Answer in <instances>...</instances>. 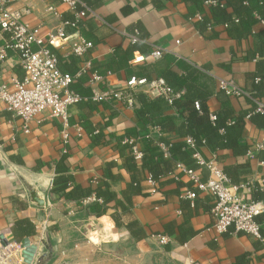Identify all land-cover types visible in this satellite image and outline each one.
<instances>
[{
	"label": "crops",
	"instance_id": "0c3cea01",
	"mask_svg": "<svg viewBox=\"0 0 264 264\" xmlns=\"http://www.w3.org/2000/svg\"><path fill=\"white\" fill-rule=\"evenodd\" d=\"M99 1L92 9L93 15L79 20L81 25H78L75 32L84 39L96 42L86 57L103 60L115 48L126 47L129 40L128 25L139 22L147 35L146 43L152 49H162L164 53L200 67L214 77L216 89L219 88V79L230 78L243 87L244 73L254 70V61L248 60L233 62L230 72L218 65L229 60L231 49H245L251 45L252 39L236 43L222 33L218 39L204 40L192 22L185 17V5L179 0H160L162 5L159 6H155L150 0ZM126 5L132 10L124 14L122 8ZM12 6L26 9L24 21L39 26L40 34L44 38L57 34L62 19H73V13L59 0H17ZM48 6H53L57 14L49 12ZM261 28L259 25L255 30ZM64 31L68 35L74 34L69 27H65ZM3 38H7L6 35ZM3 38L0 39V47L4 44ZM33 48L36 46L33 45ZM58 53L63 56L70 54L69 43L59 46ZM134 55L142 56L137 51ZM134 63L129 61L130 69L137 73L140 69ZM80 67L88 69L89 60L83 61ZM22 76L18 55L6 50L0 58V82L11 78L20 79ZM127 78L123 71L120 76L108 74L104 78L106 89L122 90L126 86ZM90 87L100 89L97 83ZM136 90L143 91L151 98L157 97L156 90L148 84L139 85ZM230 101L236 111L249 107L248 99L244 95L230 96ZM218 106L219 103L213 95L208 100V107L215 111ZM114 107L117 114L105 132L121 134L126 128L134 125L133 106L116 103ZM169 112L174 113V110ZM91 113L94 123H102L110 110L99 105L98 110ZM79 115L80 110L75 105L69 108L68 117L74 123L67 121L64 124L59 118L35 117L24 126L23 121L12 115L0 102V231L11 228L17 218H28L35 224V230L45 222L49 231L56 235L57 228L65 218L84 212L89 219L106 220L108 230L105 231L106 241L103 242L111 248L109 264H232L236 257L244 253L247 255L248 264H264V247L256 249L254 245L258 238L241 232L233 233L232 229L223 234H216L212 230V196L199 193L194 207L184 196V192L164 194L175 189V183L164 186L163 192H150L151 183L143 182L142 192L133 195L127 211L119 214L120 226H116L110 217V213L114 211V201L107 204L106 214L95 216L88 214L86 210V206L95 200L93 194L77 202L50 193L55 175L53 166L60 150L62 151L64 136L67 138L64 146L68 152V175L71 185L94 186L98 181L105 180L110 185L109 189L122 199L121 192L130 180V175L123 168L122 159L110 144H90L87 132L77 124ZM148 133L152 137L160 136L156 128L149 129ZM262 138L264 128H257L250 121H246L242 141L254 146ZM223 153L225 152L220 151L217 154ZM256 153L254 150L253 157L247 155L252 170L247 179L252 180L253 184H261V188H264V152L261 153V159L255 156ZM198 154L205 160H216V153L207 147H201ZM111 160L115 165L105 169V163ZM235 161L234 157H228L222 164ZM198 173L201 178H207L205 169ZM110 176L113 178L110 179ZM182 180L187 181V176ZM183 189L185 190V187H182V191ZM145 192L147 194H143ZM35 195L44 200L43 206L34 202ZM9 196L19 197L26 203V207L14 208L8 199ZM134 221L142 229V235L137 239L126 227V224ZM157 235H166L169 240L160 244ZM124 241L127 242L128 250L120 256L117 249L120 242Z\"/></svg>",
	"mask_w": 264,
	"mask_h": 264
},
{
	"label": "trees",
	"instance_id": "16d2710c",
	"mask_svg": "<svg viewBox=\"0 0 264 264\" xmlns=\"http://www.w3.org/2000/svg\"><path fill=\"white\" fill-rule=\"evenodd\" d=\"M83 1L91 10L100 2L99 0ZM179 1L185 5V17L192 22L193 27L204 40L218 39L222 33L236 43L252 39L251 45L247 48L238 51L231 49L229 60L218 63L225 71L230 72L231 64L235 61H254V70L244 73L245 85L240 87L235 83L248 99V108L236 111L231 104L230 96L222 89H216L214 77L205 73L200 67L164 52L157 59L151 58L150 53L153 49L146 43L147 35L139 22L127 27L128 35H136L138 39L133 43L128 40L126 47L115 48L103 60L85 56L95 46L96 42L93 40L85 39L90 41L92 46L82 55L70 53L63 56L58 53V47H50L56 54L58 69L72 76L69 89L81 97L76 104L80 110L77 124L87 132L92 146L110 144L118 152L124 170L130 175V180L121 192L122 199L109 189L110 185L105 180L98 181L94 186L92 184L71 185L68 175V152L60 150L59 157L53 166L55 175L50 193L77 202L93 194L95 200L86 206V210L88 214L92 213L95 216L106 214L107 204L114 201V211L110 213V217L116 226L121 224L119 214L127 211L131 197L142 192V184L149 178L155 183V192H163L162 188L170 183H175L176 187L166 191L164 193L166 195L181 194L188 189L193 190L195 197L192 200L186 198L195 207L198 194L202 192L188 177L187 181L182 180L186 175L176 165L180 163L195 172H202L205 168L199 165L194 157V153L199 152L201 147H207L216 153L218 164H222L228 157L235 158L234 163L220 165L233 184L246 180L252 172L247 153L255 149L252 144L242 140L246 121H250L257 128H264V113L256 111V102L264 103V0ZM150 2L155 6L162 5L160 0H150ZM131 10L129 5L122 8L124 14ZM78 25H81V21ZM259 25L262 28L255 30ZM135 51L142 55L141 60L133 62L140 69L137 73L131 71L129 64ZM85 60H89L90 67L82 70L80 64ZM122 71L126 77L133 75L145 78L147 81L161 78L172 89L174 95L169 103L162 96L151 98L143 91H132L134 125L126 128L121 134H115L105 132V129L111 125L117 110L110 102L92 99L93 91L89 80L91 73L105 78L108 74L120 76ZM99 87L106 89L105 83H100ZM213 95L219 103L215 111H211L208 107V100ZM195 102L198 108L195 107ZM99 105L108 108L110 113L104 117L102 123H94L91 112L98 110ZM171 109L174 113L169 112ZM68 123H74V121L68 119ZM152 128L158 129L160 136L152 137L148 133ZM173 133L175 135H172ZM186 137L193 139L194 148L187 145ZM125 138L132 139L133 143L138 144L141 152L139 159L134 157L131 144L124 142ZM161 143L167 147V155L159 147ZM220 151L225 153L217 154ZM263 152L264 149H261L255 156L261 159ZM114 165L115 162L111 160L106 162L104 167L110 169ZM112 178L110 176V179ZM199 179L206 180L200 175ZM182 187H185V190L182 191ZM250 198L252 201L264 203V190H261V184H253ZM8 199L14 208L26 207V203L17 196H9ZM254 219L259 224L261 236V241L256 239L254 245L256 249L263 248L264 211L256 215ZM126 227L131 230V234L136 239L142 235V229L136 221L126 224ZM35 233V224L28 218H17L11 226V238L17 242ZM246 256V253L241 254L232 264H248Z\"/></svg>",
	"mask_w": 264,
	"mask_h": 264
},
{
	"label": "built area",
	"instance_id": "2783aa9c",
	"mask_svg": "<svg viewBox=\"0 0 264 264\" xmlns=\"http://www.w3.org/2000/svg\"><path fill=\"white\" fill-rule=\"evenodd\" d=\"M16 1L0 0V39L4 35L7 37L3 38L4 44L0 47V58L6 50L16 53L23 76L21 79L11 78L0 82V102L5 105V108L12 115L19 117L24 126L35 117L59 118L66 124L69 117V108L75 106L81 100V97L69 89L72 76L58 69L56 54L50 47L57 48L69 43L71 53L82 55L92 46V43L75 32L79 20L88 15H93V11L83 0H59L73 13V19H62L57 34L44 38L40 34L39 26H33L24 21L27 10L12 6ZM47 10L57 14L53 6H48ZM65 27H69L74 34H66ZM128 39L133 43L138 38L136 35H128ZM33 45L36 46L35 49ZM162 53V49L154 48L150 53V57L157 59ZM141 59L142 56L134 55L130 62L133 63ZM93 83L98 85L104 83V78L96 73H91L89 85ZM143 84L150 85L156 90L157 96H162L171 103L174 94L163 79L158 78L147 81L145 78L135 76L128 77L125 88L119 91H109L101 88L92 89V99L94 101H107L114 106L119 103L131 107L134 103L132 91ZM218 87L229 96L237 97L244 94L232 79H219ZM256 103V111L264 113V103ZM195 107L198 108L196 102ZM66 139V136H64L62 152L67 151L64 146ZM185 141L190 147H195L191 137H186ZM124 142L131 144L134 157L139 159L141 152L137 143H133L132 139L126 138ZM159 147L165 155L168 154L167 147L164 144H159ZM254 149L255 151L264 149V138L254 145ZM253 152L249 151L247 155L253 157ZM194 157L197 163L207 170L208 175L205 181L199 179L198 172L186 168L180 163L176 166L193 181L199 191L212 196L210 209L213 216L212 230L216 234H223L232 229L233 233L241 232L261 239L259 224L254 218L264 211V203L262 201H252L249 197L253 187L252 180L246 179L233 184L215 159L205 160L200 157L198 152L194 153ZM148 182L152 185L150 192H154V181L149 178ZM261 190H264V188L262 187ZM184 196L192 200L195 197V192L188 189L184 192ZM44 230L45 222L37 226L35 235L31 236V243L36 244L37 249L30 263L26 262L22 256L23 248L20 246V241L17 242L11 238V228L0 231L4 240L7 241L6 244H2L0 241V264H33L35 259L42 253L43 247L40 239ZM156 237L160 244H164L169 240L166 235H157Z\"/></svg>",
	"mask_w": 264,
	"mask_h": 264
},
{
	"label": "rangeland",
	"instance_id": "374dc122",
	"mask_svg": "<svg viewBox=\"0 0 264 264\" xmlns=\"http://www.w3.org/2000/svg\"><path fill=\"white\" fill-rule=\"evenodd\" d=\"M106 224V220L89 219L84 212H79L65 218L56 235L45 226L53 253L43 264H109L111 248L104 243ZM117 250L120 256L124 255L127 242H120Z\"/></svg>",
	"mask_w": 264,
	"mask_h": 264
},
{
	"label": "water",
	"instance_id": "95a60500",
	"mask_svg": "<svg viewBox=\"0 0 264 264\" xmlns=\"http://www.w3.org/2000/svg\"><path fill=\"white\" fill-rule=\"evenodd\" d=\"M33 200L34 202H36L41 206L44 205V200L38 198L36 195L33 197ZM0 241L2 242V244H6L7 242L6 240H4L1 234H0ZM40 242L42 244L44 251L35 259L33 264H43L44 260L50 259L53 253L51 238L48 235H46L45 230L43 231ZM20 246L23 248L22 256L24 257V260L30 263L36 252L37 245L31 243V236H25L20 240Z\"/></svg>",
	"mask_w": 264,
	"mask_h": 264
},
{
	"label": "bare ground",
	"instance_id": "6f19581e",
	"mask_svg": "<svg viewBox=\"0 0 264 264\" xmlns=\"http://www.w3.org/2000/svg\"><path fill=\"white\" fill-rule=\"evenodd\" d=\"M101 232V231H100ZM101 237V236H100Z\"/></svg>",
	"mask_w": 264,
	"mask_h": 264
}]
</instances>
